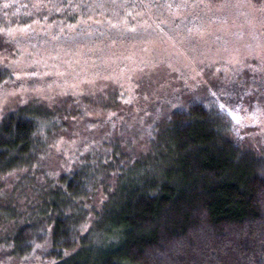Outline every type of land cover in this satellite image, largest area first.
<instances>
[{
    "label": "trees",
    "instance_id": "trees-1",
    "mask_svg": "<svg viewBox=\"0 0 264 264\" xmlns=\"http://www.w3.org/2000/svg\"><path fill=\"white\" fill-rule=\"evenodd\" d=\"M207 1L0 0V264H264V56L185 50ZM158 36L176 71L101 82Z\"/></svg>",
    "mask_w": 264,
    "mask_h": 264
},
{
    "label": "rangeland",
    "instance_id": "rangeland-1",
    "mask_svg": "<svg viewBox=\"0 0 264 264\" xmlns=\"http://www.w3.org/2000/svg\"><path fill=\"white\" fill-rule=\"evenodd\" d=\"M213 1L207 4L206 10L214 15L218 12L219 19L213 20L211 17L212 20L205 24V28L196 30L198 32L194 35H177V42L179 39L180 43L185 46V50L192 49L193 55H204L206 59L211 60L212 58V61L218 60L221 62L220 59H227L229 62L235 63L242 60L243 57L245 59V56L249 57L252 53L264 56V0ZM216 35H222L224 38L220 46L215 42L218 38ZM160 39H164V41ZM124 47L125 49L113 55L115 60L113 71L99 74V77L102 78L101 82H104L107 86L112 83L113 86H118L120 91L126 92V87L130 85V81H128L130 78L133 80V78L137 79L139 77L138 80H140L149 72L151 75H154L158 72L164 74L169 69L176 71V69H171V61L168 62L169 59H172L176 55L174 39L172 38H166V36L162 38L159 36L151 37L145 40L142 46L126 44ZM229 49L230 52L226 55L225 51ZM179 64H185L184 58ZM56 77L59 76L57 75ZM127 81L128 83H126ZM171 81L168 80V84ZM87 82L95 84L96 80L92 79ZM81 88V84L75 79L66 80L63 83L58 78L56 85H50L44 90L40 87L38 91H35L37 92L36 96L49 100L51 96L54 99L55 95L53 94H57L59 90L67 94L70 91L79 92ZM25 90L26 88L22 89L23 92ZM23 92L20 93L22 94ZM18 93L19 90L14 92L13 98L17 97ZM29 95L31 96L29 91L23 94L25 97ZM98 103L95 106L99 107L100 104ZM125 104L120 101L118 103L120 105L119 108H128L129 112L136 113V107L138 106L137 98L132 101L128 100ZM99 114L100 112L94 116H98ZM263 115L264 109L261 111V117ZM102 118L106 119L105 117ZM84 126L87 128V124H84ZM76 138H79V135ZM55 145L58 147V142Z\"/></svg>",
    "mask_w": 264,
    "mask_h": 264
}]
</instances>
